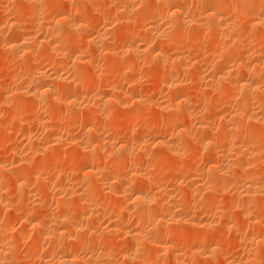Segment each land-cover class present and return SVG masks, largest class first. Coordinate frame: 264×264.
Here are the masks:
<instances>
[{
    "label": "bare ground",
    "instance_id": "1",
    "mask_svg": "<svg viewBox=\"0 0 264 264\" xmlns=\"http://www.w3.org/2000/svg\"><path fill=\"white\" fill-rule=\"evenodd\" d=\"M28 258L264 264V0H0V264Z\"/></svg>",
    "mask_w": 264,
    "mask_h": 264
},
{
    "label": "rangeland",
    "instance_id": "2",
    "mask_svg": "<svg viewBox=\"0 0 264 264\" xmlns=\"http://www.w3.org/2000/svg\"><path fill=\"white\" fill-rule=\"evenodd\" d=\"M95 16H96V15H94L93 17H95ZM154 86H155V85H153V86L151 87V85H150L149 87H147V89L150 88V89H148L149 92L146 90V91H147V94H151V95H149V97H152L153 95H154V96L158 95V94H156V93L159 92V91H158V90H159V88H158L159 86H157V85L155 86V88L157 87L158 90H157V89H156V90H157L158 92H157V91H154V90H155ZM151 90H152V92H151ZM150 92H151V93H150ZM153 92H155V93L153 94ZM155 94H156V95H155ZM197 101H199V100H196V102H197ZM196 102H193V104L197 105V104H200V102H201V104H202L204 101H199L198 103H196ZM204 104H205V103H204ZM121 120H122V119H121ZM121 120L118 119V120L114 121V124H115L116 126H118V124H119V126H122L123 124L120 125V123H122ZM161 123H162V122H161ZM161 123H160V124L158 123V124H159V125H158V128L162 127V126H160V125H163V123H162V124H161ZM159 126H160V127H159ZM156 128H157V127H156ZM156 128H155V129H156ZM156 130H157V129H156ZM148 131H149V130H148ZM151 131H152V130H151ZM149 132H150V131H149ZM149 132H148V134H150L149 136H151V135H152V134H151L152 132H151V133H149ZM66 155H67V154H66ZM68 156H70V155H68ZM68 156L65 157V155H64L63 157H65V160L63 159V161H66V162L68 161V163H69L70 160L67 159ZM66 159H67V160H66ZM200 159H202V158H197L196 160H193V159H191V158H190V159H184V160H185V162H188V161H190V160H191L192 162L195 161L196 163L194 162L193 164H194L195 166H197L196 168L199 170V167H198V166H199V165H200V167H201V165L203 166V164H200V162H201ZM197 160H198V161L200 160V161L197 162ZM144 161L146 162L145 159H144ZM149 161H150V160H149ZM191 161H190V162H191ZM150 162H151V161H150ZM150 162H149V163H150ZM180 162H182V159H181ZM192 162H191V163H192ZM203 162H205V161H202V163H203ZM62 163H63V165H66L65 162H62ZM68 163H67V164H68ZM146 163H147V162H146ZM188 163H189V162H188ZM129 165H132V164H129ZM127 166H128V165H127ZM200 169H201V168H200ZM169 172H173V173H172V174H169V176H168L167 173H169ZM174 172H175V171H172V170H168V171H166V176H167L166 178H168V179L170 178V179H171L172 176L174 177V174H175V177H174V180H175V179H177V178L179 177V175H180L181 173H183V172H178V171H176L175 173H174ZM187 172H188V171H187ZM177 174H179L178 177H177ZM181 175H182V174H181ZM181 175H180V176H181ZM170 176H171V177H170ZM184 177H186V175L181 176V178H183V179H182L183 181H182L181 179L179 180V178L177 179V180H179L180 182H182V184L180 183L181 186H178V185H177L178 187L176 186L177 188L182 187V186H183V188L185 187V186H184V183L186 182V180H185ZM170 179H169V181H170ZM184 180H185V182H184ZM183 182H184V183H183ZM176 190H178V189H176ZM227 190H228V189H227ZM227 190H224L223 192H225V191H227ZM178 191H179V190H178ZM229 191H230V190H228V192H226V194H227V193L229 194ZM223 192H222V194H223ZM176 193H178V192H176ZM226 194L224 193V195H226ZM226 196H227V195H226ZM175 201H176V199H175ZM193 202H194V201H193ZM193 202L191 201V203H189V204L191 205V207H192V203H193ZM195 202H196V201H195ZM195 202H194V204H193L194 206H193L192 208H196V209H197L198 207H196V205H197V206L199 205V201H197L196 203H195ZM195 204H196V205H195ZM231 212H234V208L231 209ZM227 234H229V233H227ZM233 236H234V239H235V238L238 239V237H236L235 234L232 235V236H230V234H229V237H228V235H226V241H222L223 243L226 244V242L230 240V243L228 242L229 245L227 244V245H225V247H224V244H223V245L221 244V246H222V250H223V252H225L224 254L227 253V255H228L227 258L230 256V257L228 258L229 260H230V258L232 257V255H233L234 258H235V256H238V254H240L239 257H240V256H243L244 253L242 254L240 251L244 252V251H243L244 249H243V250H241V249H242V248H245V250H246V248H247V247H246V246H247L246 242H244L242 239H241V240L245 243V244H244L245 247H244L243 242H242L241 240H239V243H234V242H237V241H236V239L233 241ZM227 237H228V238H227ZM230 237H231V238H230ZM241 244L243 245V247H242V246L239 247ZM237 245H238V246H237ZM226 247H227V248H226ZM237 247H238L239 249H237ZM223 248H224V249H223ZM225 248H226L227 251L225 250ZM232 248H233V249H232ZM235 248H236V249H235ZM234 249H235V250H234ZM229 251H230V252H229ZM236 254H237V255H236ZM240 258H241V257H240ZM228 259H227V260H226V259H223V260L226 261V262L228 263V261H229ZM231 259H233V258H231ZM26 260H27V259H26ZM31 260H32V258H30V262H32V263L29 262V258H28V263H27V261H26V263H27V264H29V263H30V264H33L34 260H33V261H31ZM223 260H222V261H223ZM24 261H25V260H24ZM220 261H221V260H220ZM222 261H221V262H222ZM224 261H223V262H224ZM223 262H222V263H223ZM227 263H226V264H227ZM224 264H225V262H224ZM228 264H230V262H229Z\"/></svg>",
    "mask_w": 264,
    "mask_h": 264
}]
</instances>
